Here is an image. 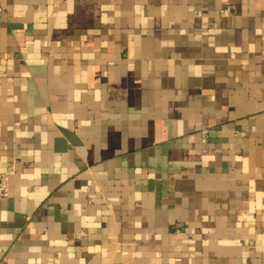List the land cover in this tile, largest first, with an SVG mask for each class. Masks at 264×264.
<instances>
[{
  "label": "crops",
  "instance_id": "crops-1",
  "mask_svg": "<svg viewBox=\"0 0 264 264\" xmlns=\"http://www.w3.org/2000/svg\"><path fill=\"white\" fill-rule=\"evenodd\" d=\"M0 264H264V0H0Z\"/></svg>",
  "mask_w": 264,
  "mask_h": 264
},
{
  "label": "built area",
  "instance_id": "built-area-1",
  "mask_svg": "<svg viewBox=\"0 0 264 264\" xmlns=\"http://www.w3.org/2000/svg\"><path fill=\"white\" fill-rule=\"evenodd\" d=\"M15 174L13 165L5 168L4 172L0 174V200L7 199L10 195V180Z\"/></svg>",
  "mask_w": 264,
  "mask_h": 264
}]
</instances>
